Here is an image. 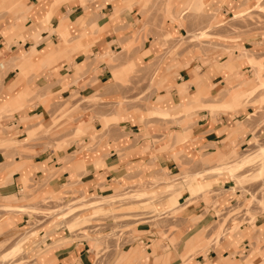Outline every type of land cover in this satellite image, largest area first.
Returning <instances> with one entry per match:
<instances>
[{
	"label": "crops",
	"instance_id": "crops-1",
	"mask_svg": "<svg viewBox=\"0 0 264 264\" xmlns=\"http://www.w3.org/2000/svg\"><path fill=\"white\" fill-rule=\"evenodd\" d=\"M167 1L172 3L176 0H0V110L22 100L23 95L43 96L51 93L55 94L53 107L68 98L71 105L80 97H98L101 103L113 102L111 99L116 97L133 95L134 81L150 79L153 72L148 69L160 68V64L163 66L154 79L161 80L175 70V80L181 79L172 82L170 76L166 77L158 91L151 89L148 92L150 109L138 104L135 108L138 113L135 114L127 106L122 114L115 115L113 112L115 122L105 127L96 119V107L81 102V106L87 107L88 113L72 123L70 132L76 130L83 133L75 143L62 150L41 147L44 139H40V142L34 138L27 141L25 131L18 133L15 138L25 139L26 151L15 153L11 158L3 157L0 153L1 197L21 192V180L24 177H30L33 181L46 179L44 190L52 193L59 191V196H71L69 190L63 191L65 186L73 187L74 190L76 188L84 195L110 196L118 186L142 183L161 172L178 174L177 161L188 163L199 156L208 161L209 156L217 152L221 154L231 148L244 149L253 144V135L264 134V123L260 121L259 114L253 115L259 112L257 104L233 107L243 94L255 87L250 79L252 67L245 58L238 57L236 49L229 58L225 59L224 54L216 53L214 58L206 62L197 59L193 51L196 46L190 42L185 45L187 52L181 58L167 59L165 62L157 55L162 49L161 33L167 32L171 39H175L185 37L187 32H195V25L189 16L199 14L208 17L214 10L216 16L221 15V19L232 14L231 19L242 12L240 8L247 6L251 11L255 0H182L192 10L201 12H184L187 17L185 27L164 19L165 26L161 29L163 16L173 12L170 7L166 10L164 4ZM259 3L264 6V0ZM248 25L252 26L250 22ZM143 26L145 38L140 33ZM226 32H230V29L219 28L215 35L217 40H211L210 43L215 44L217 49L231 44L242 47L249 54L253 53V56L259 53L254 48L264 40V28L242 34L233 40L224 36ZM203 47L200 48L201 53ZM15 52L20 54L11 55ZM110 53L119 54L120 65L132 63L143 71L125 78L131 84L117 82L108 64L100 60L110 56ZM36 63L45 64L41 68L43 70L29 75L19 72L23 66ZM75 68L81 71L77 74ZM144 86V83L141 84L137 91ZM262 95L264 93L256 90L249 101L257 100ZM156 96L160 98L153 99ZM20 103L18 110L25 106L22 101ZM240 104H244L242 99ZM52 105L49 109L36 105V108L40 107L39 111L26 110L25 114L20 115L23 124L17 126L18 130H32L39 124L44 127ZM198 105L205 107L198 108ZM214 108L229 109L209 112V109ZM150 110L161 115L167 114V117H146L145 113ZM187 110L191 111V115L185 117L181 112ZM250 116L254 117L246 120ZM185 121L186 125L183 124ZM219 157L216 154L214 160ZM191 180L187 184L188 191L189 187L197 186ZM225 184L220 183L223 186ZM176 196L170 195L167 200L180 204L181 196ZM189 197L191 194L184 200ZM204 207L200 201L198 205H189L187 210L197 216ZM181 215L184 221L172 236L177 240L185 237L190 241L184 255L195 247L197 241L203 243L204 240L201 230L191 234L195 222L187 218L185 213ZM5 221L0 223V227L9 226L12 222L17 226L27 219L21 217V220ZM143 227L138 228V231L143 232ZM59 228L65 232L58 233ZM13 230L8 228V231L0 234V239ZM54 231L38 244L40 251L34 254L37 264H116V259H119L117 264L179 263L176 256L181 249L178 251L169 246L153 248L152 238L144 234L136 238L131 252L126 248L121 249L120 253L107 250L103 253V259L98 261L95 239L106 234L102 236L90 230L85 233L75 230L72 234L62 226ZM42 232H38L37 238L42 236ZM234 234L230 236L233 241L228 242L225 238V243H220V249L196 254L186 264H237L235 261L239 257L232 255L233 247H243L245 260L252 259L255 264H259L257 253L249 246L248 238L257 237L262 242L260 247H264V216L256 217L253 227L241 225L239 232ZM138 242L144 246L139 247ZM129 254L130 261L127 262Z\"/></svg>",
	"mask_w": 264,
	"mask_h": 264
},
{
	"label": "rangeland",
	"instance_id": "rangeland-1",
	"mask_svg": "<svg viewBox=\"0 0 264 264\" xmlns=\"http://www.w3.org/2000/svg\"><path fill=\"white\" fill-rule=\"evenodd\" d=\"M181 2L182 0H176L172 3L167 1L164 4L166 10L170 7L173 12L163 16L161 29L165 26L163 24L164 19L175 22L177 26L185 27L186 13L201 12V10H192L190 6ZM259 2L260 0H255V5L251 11L248 10L247 6L240 8L243 9L242 12L231 19L229 18L232 14H228L224 19H221V15L216 16L214 10H211L212 14L208 17H202L199 14L189 16L195 25V32H187L185 37L175 39H171L167 32L161 33L162 49L157 55L165 62L167 59L181 58L187 52V50L185 51L187 49L185 45L190 42L196 46L193 51L197 59L206 62L209 58H214L216 53L218 55L224 54L225 59L229 58L236 49L238 57L245 58L252 67L250 79L252 80V86L255 87L249 93L243 94L242 98L236 101L233 107L248 103L257 104V111L259 112L253 115L259 114L260 121L264 123V95L259 96L257 100L249 101V97L256 90L264 93V40L254 48L259 51L254 56L253 53L249 54L242 47L239 48L226 43V46H219L217 49L215 44L210 43L211 40H217L215 35H217L219 28L230 29V32L224 34L229 40L236 39L242 34L257 29H263L264 6ZM184 12L186 13L183 14ZM249 22L252 25L250 27ZM219 24L221 25L218 26ZM240 26L243 28L241 29ZM144 29L145 26L140 31L143 38H145ZM59 37L62 39L60 34ZM201 47H203V53H201ZM12 54L16 56L20 53L15 52ZM249 58H252L253 61H250ZM100 60L108 64L113 78L119 83L131 84L125 78L133 73L143 71L137 69L136 65L132 63L120 65L119 54L110 53V56L100 58ZM43 66L45 64H30L23 66L19 72L23 75H29L43 70L41 69ZM161 66L163 64L159 65L160 68ZM160 68L148 69L149 72H153L150 79L134 81L132 89L135 93L129 97L122 96L111 99L113 102L101 103V99L98 97L91 99L80 97L72 105L68 98L61 100L56 103L57 106L53 107L52 100L55 98V94L21 96L22 100L0 110L1 155L11 158L15 153L26 151L24 148L25 139L18 140L15 138L18 133L24 131L27 135V141L34 138L33 140L40 142V139H44V141H41V147L49 146L53 150H62L75 143L83 132L75 130V133H71L72 123L77 121L80 116L88 113L87 107L81 106V102L86 105L93 104L96 107V119L103 127L115 122L116 117H113V114L124 113L127 106L131 107L135 114L138 113L135 109L138 104L150 109L147 94L151 89L158 91L161 88L160 84L169 76L173 79L172 82L181 80H175L176 70L170 75L166 74L161 80L154 79L157 72L161 70ZM80 71L81 69L75 68L77 74ZM244 79L247 80L246 77ZM143 83L145 86L137 91V88ZM167 89H169V86ZM159 98V96H156L153 99ZM241 99L244 104H240ZM208 100L214 102L211 99ZM20 101L25 104L26 107L24 106V108L28 109L18 110L17 107L18 104H21ZM36 105H42L45 109H49L51 105L53 107L52 110L48 111L49 117L44 121V127L39 124L32 130H18L17 126L23 124L20 115L25 114L26 110L29 109L39 111L40 107L36 108ZM196 107L202 108L205 106L198 105ZM219 109L229 108H214L209 109V112L216 113ZM181 113L185 117L191 115L190 110ZM145 116L165 118L167 114L162 113L161 115V113L158 114L150 110L145 113ZM251 117L254 116H250L246 120L252 119ZM183 124L186 125L187 121ZM253 138V144L244 149L233 150L231 148L229 151L221 152V154L217 152L212 154L213 156L210 155L208 161H205L203 156H199L197 160L188 161V163H186L187 161H177L178 174L167 175L166 172H161L160 175L147 178L146 181L135 185L120 187L117 184L118 187L112 191L110 196L84 195L70 186L63 188V191L69 190L70 197L59 196V191L52 193L44 190L46 179L33 181L30 177H24L21 180V192L7 197L0 196V223L8 219L21 220V217H24V220L27 219V221H22L17 226L12 222L9 226L0 227V234L8 231V228H14L13 231L7 232L0 239V264H37L34 254L40 251L38 244L43 241L48 233L59 226L67 229L72 234L75 233V230L84 233L87 230L95 231L102 236L106 234L105 237L95 239L98 261L101 258L103 259V253L107 250L119 251L120 253L121 249L126 248L131 252L133 246H135L134 243L137 241L136 238L143 234L152 238L151 246L153 248H167L169 246L178 251L181 249L180 254L176 256V261H179L176 264H186L189 258L196 254H204L209 249H220V243H225V238L228 242L233 241L230 236L235 235V232H239L241 225L249 224L253 227L255 218L264 216V134L257 133L253 135ZM51 141H53V144ZM216 154H219L220 157L214 160ZM190 180L195 182L197 186L189 187V193L187 184H190ZM220 183L226 184L223 186ZM178 192L179 194H177ZM184 192L186 193L183 194ZM174 194L177 195L176 198L181 196L180 204L167 200L170 195ZM190 194L191 197L184 200ZM200 201L205 206L200 212L201 214L195 216V214L188 212L187 207L189 205H198ZM181 213H185L187 218L195 222L191 234L201 230L204 240L203 243L197 241L195 247L188 250L184 255L182 254L190 241L185 237L177 240L172 236L174 232L178 231L179 224L184 221L181 218ZM142 225H144L143 232L138 231V228H141ZM107 227H109L108 230ZM40 230L43 231L42 236L37 238ZM58 231V233L65 232L61 228ZM248 241L249 246L257 253L258 263L264 264V247H260L262 242L257 237H249ZM138 245L139 247L144 246L140 242H138ZM233 250L232 255L239 257L235 261L237 264H255L252 259V261L245 260V256L242 254L243 247L238 249L233 247ZM129 257L130 254L126 259L127 262L130 261ZM115 261L117 264L119 259Z\"/></svg>",
	"mask_w": 264,
	"mask_h": 264
},
{
	"label": "bare ground",
	"instance_id": "bare-ground-1",
	"mask_svg": "<svg viewBox=\"0 0 264 264\" xmlns=\"http://www.w3.org/2000/svg\"><path fill=\"white\" fill-rule=\"evenodd\" d=\"M185 244V243H184Z\"/></svg>",
	"mask_w": 264,
	"mask_h": 264
}]
</instances>
